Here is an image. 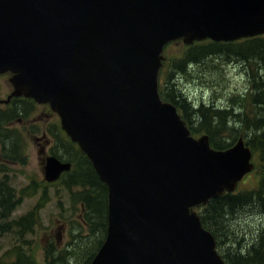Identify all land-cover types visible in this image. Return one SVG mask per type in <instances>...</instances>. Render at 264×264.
<instances>
[{"label": "water", "instance_id": "water-1", "mask_svg": "<svg viewBox=\"0 0 264 264\" xmlns=\"http://www.w3.org/2000/svg\"><path fill=\"white\" fill-rule=\"evenodd\" d=\"M264 35V0H0V74L48 104L107 186L104 242L90 264H225L192 210L254 165L193 138L158 94L164 47ZM71 164L45 159L53 183Z\"/></svg>", "mask_w": 264, "mask_h": 264}, {"label": "rangeland", "instance_id": "rangeland-1", "mask_svg": "<svg viewBox=\"0 0 264 264\" xmlns=\"http://www.w3.org/2000/svg\"><path fill=\"white\" fill-rule=\"evenodd\" d=\"M187 50L188 45L182 41L171 43L165 49L159 83L169 81L173 86L172 91L180 93L191 110L213 104L217 109H231L233 115L245 112L248 117L254 116L255 119L263 117V106L254 111L251 100L259 88L261 90L259 81L264 80L263 61L258 58L243 60L232 55H215L203 59L205 63H186L184 73L171 74L172 63ZM11 88L8 79H1L0 99ZM24 104H0V182L11 190L13 202L10 214L5 219L0 216V264H14L17 258L24 255L28 258L20 261L26 264H62L64 260L65 264H83L105 237L106 228L102 231L101 225L106 223L107 213L105 216L102 213L100 217L89 213L83 207L80 194L77 195L79 185L70 184L72 187H68L62 180L49 183L44 179L46 157L56 156L61 162L70 163L74 168L71 173H74L77 168L84 167L78 154L82 152L71 144L60 128L59 117L48 105ZM20 111L21 115L17 113ZM191 118L197 124L195 114ZM227 126L240 132L236 141L241 139L245 145L249 135H258L259 132L258 129L246 132L238 118L233 116L228 118ZM220 134L221 137L225 136L224 141L231 142L229 133ZM202 135L206 134L200 131L195 138ZM244 135H247V139ZM13 140L19 142L18 146H14ZM11 146L18 151L16 155L9 153V159L5 158V151H11ZM257 151V154L252 153L253 171L239 182L236 192L256 189L260 183L263 162L259 149ZM101 200L105 206V200ZM252 204L254 207L245 205L243 209L229 211L223 216L221 230H217L218 233L224 230L226 234L220 238L219 244L215 240L219 255H226V249L229 253H243L256 243L258 235L264 231L263 208L255 199ZM25 215L35 221L30 231L6 228L12 220L17 221ZM90 223L94 230L89 229Z\"/></svg>", "mask_w": 264, "mask_h": 264}, {"label": "trees", "instance_id": "trees-1", "mask_svg": "<svg viewBox=\"0 0 264 264\" xmlns=\"http://www.w3.org/2000/svg\"><path fill=\"white\" fill-rule=\"evenodd\" d=\"M223 54L227 56H237L243 60L258 58L264 62V35L227 43L212 42L209 40L195 42L188 46V50L180 59L172 63L170 67L172 71L170 73H184L186 71V66L189 63H205L207 58ZM203 59L206 60L203 61ZM186 63L187 65L185 66ZM259 82V87H261V90L259 88V91L257 92L254 99H251L252 104L255 106L253 109L254 111H256V109L261 106H263L264 110V80L260 79ZM172 88L173 86L169 81L164 80L162 83H160L159 95L161 99L177 107L181 118L186 123L191 135H198L200 131H203L208 136L211 147L216 150H225L229 148L233 142L236 141L237 134H240V132L235 130L233 127L229 128L227 126L229 117L233 116L238 118V121L242 124L246 132L250 130L254 132L256 129L259 131L258 135H249V139H247V135H244L247 139L246 145L251 149L252 153L257 154V150L259 149L262 156L261 161L263 162V172L257 188L250 191L240 190L233 193L223 194L222 196L211 200L206 206H203L200 211V221L203 228L208 230L219 244L220 238L226 234V231L222 230L220 233H218V230H221V225L223 223L221 220L227 212L233 210L239 211L243 209L245 205L254 207L252 204L254 199L263 208L262 212H264V115L259 119H255L254 116L248 117L245 112L233 115L231 109H217L213 104L201 105L196 110H191L189 109L190 107L189 104H187L186 99L180 93H174ZM27 104H31V102ZM17 113H20L19 115H21L22 111ZM192 114H195L197 118V124L193 123L191 118ZM239 115L241 116L239 117ZM7 129L9 132H11V129ZM220 133H229L232 143L224 141L223 139L225 136L221 137ZM12 143L14 146H18L19 144V142L16 140H13ZM11 149L12 150L9 152L5 151V158L9 159V153L16 155L18 150L16 151V149L12 146ZM78 154L79 156L81 155L80 160L82 161L84 167L81 166L80 169L77 168V171L74 173H71L74 169L72 168L69 171L70 173L65 174L64 179L61 177L59 180H62L68 187H72L70 184L74 186L79 185L80 189L77 195L80 194V200L83 203V207L89 213L92 212L97 217H100L102 213L105 216L107 213L106 186L103 183H100L98 180V176L94 172L89 160L82 153L78 152ZM260 166L261 165L259 161L258 167L260 168ZM2 170H4V167H2ZM11 196V190L5 183L0 182V216L3 219H5L11 212V204L13 205ZM101 199L105 200V206L103 205ZM29 213L31 214L32 211ZM85 216L87 217L88 215ZM34 222L35 221L32 217L25 215L17 221L12 220L6 225V228L14 227L18 231L27 232L30 231L31 226L35 224ZM88 227L92 230L95 229L91 223L88 225ZM101 227L103 228V231L104 228H106V223H103ZM102 241L103 239L96 245V248L93 249L91 254L89 253L90 255L88 258H86L83 264H89L91 262L92 258L102 244ZM225 253L226 255L224 256L223 253H221V257L226 264H264V231L258 235L256 243H254L252 246H249L243 253L241 251L229 253L227 249ZM26 257L28 258V256L24 255L22 258ZM22 258H17L14 264H26L25 262L20 261ZM62 264H65V260Z\"/></svg>", "mask_w": 264, "mask_h": 264}, {"label": "flooded vegetation", "instance_id": "flooded-vegetation-1", "mask_svg": "<svg viewBox=\"0 0 264 264\" xmlns=\"http://www.w3.org/2000/svg\"><path fill=\"white\" fill-rule=\"evenodd\" d=\"M9 77H10L9 74H0V80L1 79H8V81H9ZM12 92H13V88H11V90L8 92V94H5L4 97L0 99V104L5 105V104H10V102H14V103L18 102L19 103V102H25L26 101L25 104L31 102V105H36L34 102L27 100L26 98L12 96ZM6 100H7V102H6Z\"/></svg>", "mask_w": 264, "mask_h": 264}]
</instances>
